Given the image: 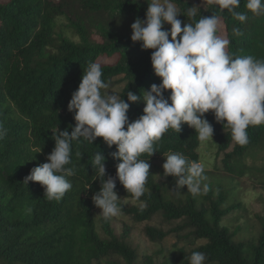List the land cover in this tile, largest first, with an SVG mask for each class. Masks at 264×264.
I'll return each mask as SVG.
<instances>
[{
    "label": "trees",
    "instance_id": "16d2710c",
    "mask_svg": "<svg viewBox=\"0 0 264 264\" xmlns=\"http://www.w3.org/2000/svg\"><path fill=\"white\" fill-rule=\"evenodd\" d=\"M172 2L181 13L178 19L182 28L201 16L216 15L220 18L216 34L229 39V54L264 59V15L248 11L247 0H240L236 9L247 14L244 22L235 20L218 4L196 11L191 18L186 15L190 3ZM148 3L150 0H62L59 4L50 0H0V124L7 131L0 139V264H119L116 260L155 264L154 255L144 256L131 245V228L126 226L119 236L110 219L96 216L99 208L92 196L101 184L92 168L93 158L99 151L105 157V178L115 177L118 161L110 155L117 150L115 145L109 148L102 138L93 144L73 142L72 163L67 167H74L76 174L68 177L72 188L59 202L48 201L39 183L24 184L32 168L47 162L55 146L52 132L58 128L71 133L75 126L68 104L89 62L101 65L108 89L117 80L124 84L118 96L125 102L128 91L139 96L142 90L161 83L151 65L153 50H143L140 43L130 39L131 25L137 18H146ZM72 9H79L83 16L76 21L65 17ZM63 18L69 19V24L64 26ZM64 27L74 33L63 31ZM233 27L239 28L241 35H234ZM164 29L170 26L165 24ZM169 94L165 92V98ZM144 106L142 101L130 103V122L143 114ZM205 118L214 128L210 144L217 158L223 155V170L228 175H264V158H259L264 154V125L250 126L249 143L242 146L232 140L228 128L216 122L213 113H206ZM202 144L194 129L184 124L180 133L169 129L154 143V155L140 158L149 159V163L165 160L171 151L201 162ZM258 161L262 165L257 167ZM158 171L159 167L150 166L146 192L140 198L145 201L143 207L118 180L115 188L118 198L135 202L128 207L119 201L122 216L134 224L150 222L158 215L169 224L180 222L168 232L146 227L152 243L162 244L173 233L189 232L194 244H202L190 251L178 249L179 264H189L188 258L196 251L205 254V264H264V218L258 217L262 226L258 237L239 240L223 221L242 205L225 207L227 196L221 189L202 194L203 201L186 187L171 198L168 191L175 189L176 180L164 178L162 172L165 181L160 183ZM163 264L172 262L166 259Z\"/></svg>",
    "mask_w": 264,
    "mask_h": 264
},
{
    "label": "clouds",
    "instance_id": "9594fccd",
    "mask_svg": "<svg viewBox=\"0 0 264 264\" xmlns=\"http://www.w3.org/2000/svg\"><path fill=\"white\" fill-rule=\"evenodd\" d=\"M221 9H227L233 18L244 22L247 14L238 12L240 0H215ZM246 9L256 16L264 15V0H247ZM196 8L187 9L186 15L196 16ZM181 16L172 0H150L146 18L135 19L131 25L133 43L143 50H153L150 60L159 85L142 90V95L127 92V101L106 92L109 83L102 80L99 63L89 62L83 71L78 89L72 93L68 111L74 113L75 126L53 133L55 146L46 157L47 162L31 169L24 184L39 183L48 201L59 202L72 188L68 177L74 176L71 152L73 142L91 144L102 138L116 151L110 153L116 164V176L106 177L105 157L95 153L92 168L96 169L101 187L92 196L94 205L101 209L98 216L105 220L123 214L121 200L115 191L117 180L141 207L145 201V184L149 177V159L156 153L154 143L169 130L180 133L182 125L194 129L200 142L213 141L214 128L205 118L213 113L217 123L228 128L232 140L247 145L250 126L264 125V59L252 55L229 54V39L217 35L219 17L201 16L195 23L182 28ZM170 26L169 30L164 25ZM234 35H241L233 27ZM179 37V39H177ZM170 94L165 98L164 93ZM143 102V114L134 121L127 115L130 103ZM7 134L0 124V139ZM163 177H174L176 187L172 192L187 188L193 196L207 194L209 185L202 162L189 160L180 152L164 156ZM28 208L27 212L31 213ZM189 264H205L206 256L196 251L188 258Z\"/></svg>",
    "mask_w": 264,
    "mask_h": 264
},
{
    "label": "rangeland",
    "instance_id": "374dc122",
    "mask_svg": "<svg viewBox=\"0 0 264 264\" xmlns=\"http://www.w3.org/2000/svg\"><path fill=\"white\" fill-rule=\"evenodd\" d=\"M50 1L56 4L62 2V0ZM184 1L190 3L192 7H197L196 11L200 9H206L210 5L216 4L215 0ZM78 16H83L82 12L79 9H72L67 10V16L65 17H70L69 19L76 21ZM64 18V21H62L61 23H64L65 26L69 24V19L66 20ZM119 28L124 29V27ZM62 30L66 31L67 33H70V31L73 32L72 29L65 28ZM69 35L74 36L73 34ZM119 81L120 80H117L116 85L108 89L106 92L118 96L124 88V84H120ZM210 141L211 140L203 142L200 150L201 162L205 166V175H207L208 177V179L205 181V183L209 185V191L207 192V194L210 192V190H213L214 193H217V190L221 189L227 196L225 207H229L233 204L242 205V209L234 211L223 221L224 225L228 226L232 233L237 234V239L243 240L258 237L262 231L261 218L258 217L264 218V175L257 174L258 172L245 176L243 178H237L228 175L223 170V155H220L217 158L216 150L210 144ZM262 157L264 158V154L259 155V158ZM164 162V159L159 158L150 163L151 167L160 168V171H158L156 174V177L160 183H163L165 181L161 176V173L163 172L162 165ZM250 163L253 164L252 162ZM255 165H257L258 167L262 165V162L258 161V164ZM168 192L169 195H171V198L179 196V194L172 192V189H170ZM198 197L201 201L204 200L202 198V195H198ZM120 199V201H122L128 207L135 204V202L132 200H125L123 198ZM100 212L101 209L96 210V216L98 219L102 217L98 216ZM110 220L112 228L119 236L123 234L124 228L126 226L131 228L129 242L142 255H154L155 264H163L166 259H169L172 264H179L177 261V258L179 257L178 249L184 248L190 251L195 249L197 245L202 244V242L194 244L193 240L188 236L189 232H185L182 234L173 233L162 244L157 245L152 243L146 236V227H155L156 229L168 232L177 227V225L180 223H166L160 215L154 217L150 222L143 224H134L128 218L122 215L110 218ZM116 262L119 264H124L120 260H116ZM94 264L98 263L95 262Z\"/></svg>",
    "mask_w": 264,
    "mask_h": 264
}]
</instances>
